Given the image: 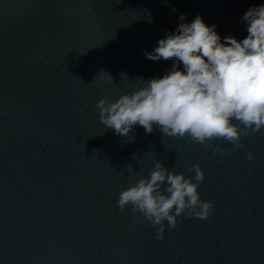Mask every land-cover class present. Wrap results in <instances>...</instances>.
<instances>
[{
	"label": "water",
	"instance_id": "water-1",
	"mask_svg": "<svg viewBox=\"0 0 264 264\" xmlns=\"http://www.w3.org/2000/svg\"><path fill=\"white\" fill-rule=\"evenodd\" d=\"M261 4L0 0V264H264V129L240 149L215 141L222 156L155 127L117 135L94 107L171 69L174 60L144 53L182 14L215 25L223 43L247 36L244 13ZM156 160L186 178L199 163L200 197L213 204L207 219L166 221L163 239L131 205L118 207Z\"/></svg>",
	"mask_w": 264,
	"mask_h": 264
},
{
	"label": "clouds",
	"instance_id": "clouds-1",
	"mask_svg": "<svg viewBox=\"0 0 264 264\" xmlns=\"http://www.w3.org/2000/svg\"><path fill=\"white\" fill-rule=\"evenodd\" d=\"M179 19L174 32L144 53L152 61L174 60L171 69L147 82L138 78L141 86L131 93L114 101L104 97L94 107L100 123L117 135L127 137L137 125L151 134L155 127L164 136L187 137L223 156L229 150L215 141L240 149L244 137L264 129V4L244 13L248 34L242 40L229 35L222 43L216 26H208L199 15L191 23L183 22V14ZM252 158L248 153L247 159ZM189 171L194 177L156 160L148 177L120 192L118 207L123 211L131 205L158 226L157 239H163L166 221L175 228L182 215L207 219L213 204L198 191L205 172L199 163Z\"/></svg>",
	"mask_w": 264,
	"mask_h": 264
}]
</instances>
